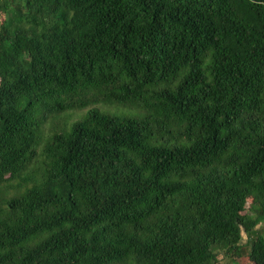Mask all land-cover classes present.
Returning a JSON list of instances; mask_svg holds the SVG:
<instances>
[{"label":"trees","instance_id":"trees-1","mask_svg":"<svg viewBox=\"0 0 264 264\" xmlns=\"http://www.w3.org/2000/svg\"><path fill=\"white\" fill-rule=\"evenodd\" d=\"M260 222L264 0H0V264H264Z\"/></svg>","mask_w":264,"mask_h":264},{"label":"rangeland","instance_id":"rangeland-1","mask_svg":"<svg viewBox=\"0 0 264 264\" xmlns=\"http://www.w3.org/2000/svg\"><path fill=\"white\" fill-rule=\"evenodd\" d=\"M95 108H97L98 110L102 111V112H107L109 114H120L125 112L124 110H122L121 108H118L116 106H112V105H103L101 103L94 105ZM87 110V107L82 108L78 111H63L61 113H57V114H53L50 115L46 121V123L42 126V132L40 134V140H39V144L37 146V151L39 152L41 149V145L43 140L45 139V137L47 136V134L49 133V126L51 122H56L58 125H67L69 126V124L72 122V120L78 118L81 115H84L85 112ZM126 114L130 115L132 114V112H128L126 110ZM249 201H247L246 206L248 204ZM255 234H260L264 237V222H260L256 225L255 227ZM246 241V236L241 233V243H245ZM247 247L246 245H244V247L242 248L241 254L239 256L238 259H230L227 256H223V255H218V260L216 264H233L237 262V264H248V258H247Z\"/></svg>","mask_w":264,"mask_h":264}]
</instances>
